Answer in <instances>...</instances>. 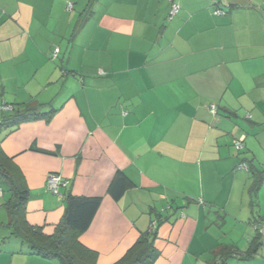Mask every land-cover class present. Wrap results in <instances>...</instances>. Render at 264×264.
<instances>
[{
    "label": "crops",
    "instance_id": "crops-1",
    "mask_svg": "<svg viewBox=\"0 0 264 264\" xmlns=\"http://www.w3.org/2000/svg\"><path fill=\"white\" fill-rule=\"evenodd\" d=\"M175 1L170 18V0H0V163L47 234L67 192L103 197L78 236L99 264L155 218L153 264H264V0ZM30 107L54 112L11 123ZM117 170L135 186L115 200ZM51 172L70 181L62 195ZM1 184L0 264H62L15 233Z\"/></svg>",
    "mask_w": 264,
    "mask_h": 264
},
{
    "label": "trees",
    "instance_id": "trees-1",
    "mask_svg": "<svg viewBox=\"0 0 264 264\" xmlns=\"http://www.w3.org/2000/svg\"><path fill=\"white\" fill-rule=\"evenodd\" d=\"M53 112L54 110L38 112L30 107L25 112L18 114L16 119L11 123L17 124L31 118L39 117L50 119ZM213 113H218L217 105ZM242 137H244L243 147L237 149L236 144ZM232 145L238 154L245 152V135L242 134L235 137ZM242 165H246L247 168L242 167ZM239 166L249 171L252 169L249 161L244 158L241 160ZM253 173L255 177L253 194L256 195L263 183L264 173L262 170H255ZM19 175V171H12V169L0 163V180L7 182L11 191H13V198L6 205L12 215L15 233L25 242L29 243L36 253L48 258L57 257L62 264H99L97 252L81 243L78 236L80 233L88 230L92 225L103 202V197L100 195H76L72 192H67L63 219L56 226L54 233L47 234L43 231L42 226L31 225L21 216L25 210L29 191L22 189L18 185L17 180ZM134 186L133 180L124 171L117 170L109 183L108 194L113 199L118 200ZM160 223L159 218L152 220L149 228L142 232L136 242L113 264H153L160 255L155 245L157 228ZM211 264L218 263L213 262Z\"/></svg>",
    "mask_w": 264,
    "mask_h": 264
},
{
    "label": "built area",
    "instance_id": "built-area-1",
    "mask_svg": "<svg viewBox=\"0 0 264 264\" xmlns=\"http://www.w3.org/2000/svg\"><path fill=\"white\" fill-rule=\"evenodd\" d=\"M170 1L172 2L170 18H173L178 13L180 6L175 0H170ZM70 7H72V4H70ZM216 13L223 14L225 13V10L222 8H217ZM59 52H60V48L57 47L54 50L53 59L57 58ZM6 108H9V107L7 106ZM211 109L213 112H215L216 105L212 104ZM243 140H244V137H242L240 141L237 142L236 144L237 149H241L243 147ZM242 167L247 168L246 165H242ZM68 186H69V181L65 179L61 174L56 173V172H51L48 174L47 188L51 193L56 194V195H62L61 190L68 188ZM0 193H1V189H0Z\"/></svg>",
    "mask_w": 264,
    "mask_h": 264
},
{
    "label": "rangeland",
    "instance_id": "rangeland-1",
    "mask_svg": "<svg viewBox=\"0 0 264 264\" xmlns=\"http://www.w3.org/2000/svg\"><path fill=\"white\" fill-rule=\"evenodd\" d=\"M84 15H87V13H83ZM69 183H70V181H69ZM0 187H2V189H3V191H4V194L5 193H7V192H10L9 191V189H8V186L7 185H5V184H1L0 185ZM178 197H179V199H181V201H185V199L183 198L184 196L183 195H178ZM187 201V200H186ZM213 254L212 253H210L209 255H208V258L209 257H211Z\"/></svg>",
    "mask_w": 264,
    "mask_h": 264
}]
</instances>
